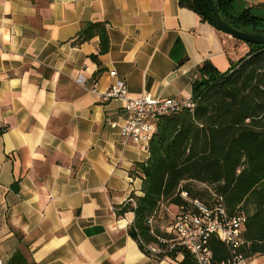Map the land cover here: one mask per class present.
Returning a JSON list of instances; mask_svg holds the SVG:
<instances>
[{"label": "crops", "instance_id": "1", "mask_svg": "<svg viewBox=\"0 0 264 264\" xmlns=\"http://www.w3.org/2000/svg\"><path fill=\"white\" fill-rule=\"evenodd\" d=\"M89 23L105 25V54L98 37L74 44ZM248 51L178 0H0V260L182 264L145 255L133 214L116 216L142 195L149 153L125 143L121 103L100 95L120 79L130 98H189L204 63L223 73Z\"/></svg>", "mask_w": 264, "mask_h": 264}, {"label": "trees", "instance_id": "2", "mask_svg": "<svg viewBox=\"0 0 264 264\" xmlns=\"http://www.w3.org/2000/svg\"><path fill=\"white\" fill-rule=\"evenodd\" d=\"M178 1L213 25L208 20L209 0ZM212 1L230 25L252 33L264 32V23L251 18L249 10L236 13L242 0ZM253 8L264 9V3L250 10ZM94 37L99 38L98 54H105L109 41L103 23L86 24L74 44ZM246 44V56L231 64L226 72L217 71L210 63L202 65L200 77L192 84L195 108L161 118L148 144L147 161L136 165L142 177V195L132 193L135 206L124 204L116 210V216L133 214L127 232L147 256L152 255L146 249L148 245L165 248L156 239L164 234L155 230L152 235L148 220L161 205L182 204L177 195L181 184L193 198L207 199L208 192L193 188L195 183L206 185L222 197L230 215H244L246 245L240 252L247 259L264 256V45ZM210 247L215 260L228 256L216 239L210 241ZM180 253L182 264H194L181 249L152 256L157 260L175 259Z\"/></svg>", "mask_w": 264, "mask_h": 264}, {"label": "built area", "instance_id": "3", "mask_svg": "<svg viewBox=\"0 0 264 264\" xmlns=\"http://www.w3.org/2000/svg\"><path fill=\"white\" fill-rule=\"evenodd\" d=\"M109 75L116 76L113 71ZM77 83L80 85L84 83L82 76L77 78ZM92 92H95L94 88ZM100 96L105 101L115 100L121 103L125 119L120 127V135L125 143L145 148H148L161 118L182 109L192 111L195 108V102L191 97L161 99L143 95L140 98H130L125 82L120 79L115 80ZM111 126L115 127V125ZM195 185L208 192L207 199L203 201L193 198L181 184L177 195L182 204L161 205L159 211L147 222L152 235L157 229L164 234V236H156L158 243L165 246L164 250H160L154 244L148 245L146 249L152 255L181 249L189 255L194 264H248V259L240 252V249L246 245L243 239L244 215L241 213L230 215L222 197L206 185L196 183ZM126 203L135 206L131 195ZM212 239H216L226 248L228 256L225 259L215 260L210 247ZM178 255L183 256L181 253ZM0 264L5 263L0 260Z\"/></svg>", "mask_w": 264, "mask_h": 264}, {"label": "water", "instance_id": "4", "mask_svg": "<svg viewBox=\"0 0 264 264\" xmlns=\"http://www.w3.org/2000/svg\"><path fill=\"white\" fill-rule=\"evenodd\" d=\"M210 11L208 13V20L221 32L245 43L256 45H264V32L252 33L246 30H239L237 27L230 25L218 11L212 0H209ZM243 10H249L250 17L264 23V9L244 6Z\"/></svg>", "mask_w": 264, "mask_h": 264}, {"label": "rangeland", "instance_id": "5", "mask_svg": "<svg viewBox=\"0 0 264 264\" xmlns=\"http://www.w3.org/2000/svg\"><path fill=\"white\" fill-rule=\"evenodd\" d=\"M235 11H236V13H239V12L241 11V9H240L239 7H237V8L235 9ZM193 188H195V189H197V190H199V191L204 190L202 187L197 186V185H194ZM163 225H165V223H164ZM157 230H158V229H157ZM158 231H160V230H158ZM160 232H162V231H160Z\"/></svg>", "mask_w": 264, "mask_h": 264}]
</instances>
